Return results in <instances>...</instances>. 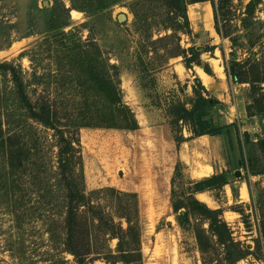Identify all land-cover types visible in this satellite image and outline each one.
Returning a JSON list of instances; mask_svg holds the SVG:
<instances>
[{"label":"rangeland","instance_id":"374dc122","mask_svg":"<svg viewBox=\"0 0 264 264\" xmlns=\"http://www.w3.org/2000/svg\"><path fill=\"white\" fill-rule=\"evenodd\" d=\"M166 2L0 0V264H264V0Z\"/></svg>","mask_w":264,"mask_h":264},{"label":"trees","instance_id":"16d2710c","mask_svg":"<svg viewBox=\"0 0 264 264\" xmlns=\"http://www.w3.org/2000/svg\"><path fill=\"white\" fill-rule=\"evenodd\" d=\"M201 1H210L215 8V12H216L218 7L222 8V6L224 4H226V0H217V3H215L214 0H167L166 4H168L170 6L169 16L172 15L171 18L176 17L175 19L177 20V22L185 23V25H186V24H188V19H187V15H186V6H185L186 3L201 2ZM204 48H205L204 50H209L212 48V45H209V46L206 45V46H204ZM189 50L191 51L192 54L200 53L199 52L200 49L197 47H190ZM190 60L191 59H188L187 61H190ZM187 61L185 62V65H187ZM205 72L208 74H211V71H209L207 69H205ZM228 73L231 75V77L235 81H240V82L245 81V80H242L241 72L239 70L235 71L232 69V70H229ZM114 76H115V74H114ZM112 79H113V77H112ZM106 81L110 82L111 80L109 81V79H108ZM195 81L201 87V89H203L205 92H207V90L205 89L204 85L201 84V81L198 77L195 78ZM108 94H109L111 99L114 98V100L115 99L117 100V108L121 109V111H124L126 109V106L123 105L121 103V101L119 100V96H120L119 88L118 89L113 88L111 91H109ZM220 104H222V103L216 97H214V96H203L202 94H200L199 99L191 104L190 109H187L185 106L182 107L183 112L187 116H195L199 120L198 125L201 129L199 131H194L195 134H203V133L219 134L223 129L228 128V126H229L228 124L220 125L217 121L218 114L216 113L215 109ZM125 115H127V114H125ZM125 115H123V116L127 117ZM39 118H41V120H43V121L48 120V119H45L44 117H42L41 115L39 116ZM184 118H185V116L181 115L180 119H184ZM45 122H48V121H45ZM259 143L261 144L262 147H264V138L260 139ZM70 146H72V145H70ZM70 160L71 159H67V160L62 159V163L68 162ZM70 174L74 175L73 173H70ZM70 179H71V177H70ZM198 183H201V184L206 185V186H212V185H217V184H224L226 182H225V179L222 175H212L210 177H207V178L199 181ZM77 196H80L79 192L76 195V197ZM82 196H83V193H82ZM82 196L79 197V199L73 198V200H75L76 202L77 201L81 202L83 200ZM196 202L201 205V203H199L197 200H196ZM78 203L71 204V207H68V208H70L71 214H74L73 211H75V208L79 205ZM203 208L206 212H209V213H212V212L213 213H219L218 210L208 209L207 207H203ZM174 209H176V210L179 209V206L175 205ZM182 215L186 216L187 212H182ZM219 221H220V224L225 226L224 221H221V220H219ZM262 236H263V240H264V226H263ZM247 251H249V250H247ZM227 257L230 258V255H227Z\"/></svg>","mask_w":264,"mask_h":264},{"label":"bare ground","instance_id":"6f19581e","mask_svg":"<svg viewBox=\"0 0 264 264\" xmlns=\"http://www.w3.org/2000/svg\"><path fill=\"white\" fill-rule=\"evenodd\" d=\"M72 16H73L74 18H77V16H78V12H77L76 10H73V11H72ZM241 194H242L243 197H247V190H246L245 187L242 188ZM208 201H209V200H208Z\"/></svg>","mask_w":264,"mask_h":264},{"label":"water","instance_id":"95a60500","mask_svg":"<svg viewBox=\"0 0 264 264\" xmlns=\"http://www.w3.org/2000/svg\"><path fill=\"white\" fill-rule=\"evenodd\" d=\"M124 18H125V15H124L123 13H120V14L118 15V20H119V21H122ZM200 48H201V47H200ZM236 175H239V171L236 172Z\"/></svg>","mask_w":264,"mask_h":264}]
</instances>
